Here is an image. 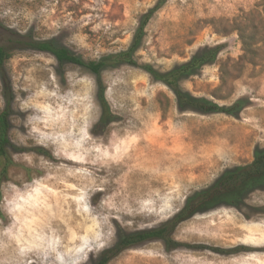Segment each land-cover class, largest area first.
<instances>
[{"label":"rangeland","instance_id":"obj_1","mask_svg":"<svg viewBox=\"0 0 264 264\" xmlns=\"http://www.w3.org/2000/svg\"><path fill=\"white\" fill-rule=\"evenodd\" d=\"M155 8L137 65L102 71L110 121L95 73L26 45L53 40L103 59L127 50ZM0 44L15 49L0 69L14 161L2 186L0 264L96 262L120 229L159 226L264 147V0H0ZM216 45V62L180 86L220 105L249 98L237 117L180 109L175 91L143 68L165 72ZM247 203L264 205V192ZM171 244L147 241L109 264H264V212L197 213Z\"/></svg>","mask_w":264,"mask_h":264},{"label":"trees","instance_id":"obj_2","mask_svg":"<svg viewBox=\"0 0 264 264\" xmlns=\"http://www.w3.org/2000/svg\"><path fill=\"white\" fill-rule=\"evenodd\" d=\"M152 9L141 20L138 32L127 50L121 51L109 57L85 61L68 47L59 45L53 40L28 41L26 45L53 54L60 63L69 62L81 65L96 74L98 84V101L103 108L102 119L112 120L107 101L105 99V84L101 78L102 71L107 66H115L120 63L137 65L133 56L142 45L143 30L149 22ZM243 38V37H242ZM244 50L247 51V41L243 40ZM222 49V45L205 47L197 51L187 62L178 65L171 70L160 72L152 66H143L154 78L168 84L176 93L178 106L182 110H197L202 113H225L239 116L244 108L250 105V99L238 98L231 105H220L208 98L193 97L180 86V81L191 74H195L199 68L206 64L215 63ZM14 46L0 44V69L14 54ZM12 108L8 101L5 108L0 111V205L3 200V183L9 176L14 161L9 153L11 143L10 130L12 127ZM105 122L104 120H102ZM264 192V147H257L253 160L249 163L224 170L220 176L208 187L196 190L186 197L183 207L169 220L157 227L128 232L119 230L116 242L105 249L96 262L89 264H109L110 261L124 250L140 245L147 241L161 239L169 247L173 243V234L177 226L197 213L216 209L218 207H234L240 211L256 210L264 212V205H250L249 197L255 192ZM0 206V217H3Z\"/></svg>","mask_w":264,"mask_h":264},{"label":"bare ground","instance_id":"obj_3","mask_svg":"<svg viewBox=\"0 0 264 264\" xmlns=\"http://www.w3.org/2000/svg\"><path fill=\"white\" fill-rule=\"evenodd\" d=\"M39 152V151H38Z\"/></svg>","mask_w":264,"mask_h":264}]
</instances>
